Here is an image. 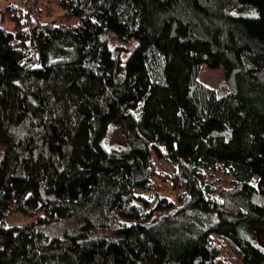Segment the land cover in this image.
<instances>
[{
	"label": "trees",
	"instance_id": "16d2710c",
	"mask_svg": "<svg viewBox=\"0 0 264 264\" xmlns=\"http://www.w3.org/2000/svg\"><path fill=\"white\" fill-rule=\"evenodd\" d=\"M28 2L0 8V264H264L241 236L264 224V0H55L47 22Z\"/></svg>",
	"mask_w": 264,
	"mask_h": 264
},
{
	"label": "rangeland",
	"instance_id": "374dc122",
	"mask_svg": "<svg viewBox=\"0 0 264 264\" xmlns=\"http://www.w3.org/2000/svg\"><path fill=\"white\" fill-rule=\"evenodd\" d=\"M28 8H31L32 13L40 18L43 22L47 21H58L59 16L62 14L55 0H28ZM8 4H15L21 7H24V0H0V8L4 9ZM235 13L241 14L242 16H257V12L251 9H236ZM7 31H12L13 25L10 22H6L2 25ZM138 46V42L133 40L129 42L114 41L111 43L112 48L122 47L124 50L123 60L125 61L129 54ZM73 43L70 39L65 38L57 44L54 50L51 52V61H66L69 60L73 55ZM199 80L207 85L210 88H213L217 91H222L225 85V75L223 69L212 70L207 65H202L199 73ZM103 146L106 150H116L123 151L130 148V145L127 142L126 134L122 129L115 125L111 124L108 128L107 134L103 141ZM160 167L166 170H174L175 165L167 161H161ZM209 180L214 184V186L219 190L221 188L229 186L233 181V176L225 172L223 169H220L216 172L208 173ZM156 192L153 193L155 195ZM160 196L167 197L174 200V192L171 189L170 185H160L159 187ZM120 222L124 223L125 220L119 219ZM8 225H25L31 222L29 219H20V218H11L7 221ZM46 233L51 237H60L63 234V226L58 223L50 228L45 229ZM241 236L254 244L256 247L261 249L264 252V224H252L248 227H243L241 230ZM226 260L230 264H242L237 257L232 253H227L225 255ZM239 260V261H238Z\"/></svg>",
	"mask_w": 264,
	"mask_h": 264
}]
</instances>
